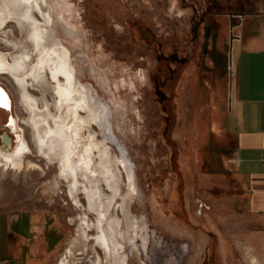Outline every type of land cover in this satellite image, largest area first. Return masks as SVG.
Returning a JSON list of instances; mask_svg holds the SVG:
<instances>
[{"label": "rangeland", "instance_id": "1", "mask_svg": "<svg viewBox=\"0 0 264 264\" xmlns=\"http://www.w3.org/2000/svg\"><path fill=\"white\" fill-rule=\"evenodd\" d=\"M263 4L47 0L41 6L49 23L35 9L49 37L69 49L75 83L86 88L98 114L83 130L84 142L93 134L99 146L97 172L88 175L77 156L75 169L64 163L61 141L54 140L51 154L35 143L33 124L41 116L31 102L50 110L52 127L64 108H58L51 71L30 74L41 55L32 22L0 26V55L12 62L26 50L29 55L26 75L0 72L12 102L0 110V222L29 211L60 230L59 248L42 264H246L234 244L253 220L233 160L228 93L238 42L231 33L255 23L242 13ZM17 131L28 145L21 168L2 161V135L10 134L14 149ZM105 150L110 187L100 162ZM98 218L109 238V261L98 243Z\"/></svg>", "mask_w": 264, "mask_h": 264}, {"label": "crops", "instance_id": "2", "mask_svg": "<svg viewBox=\"0 0 264 264\" xmlns=\"http://www.w3.org/2000/svg\"><path fill=\"white\" fill-rule=\"evenodd\" d=\"M242 14L257 21L233 39L238 46L235 63L230 61L234 86L228 93V116L235 144L233 160L253 222L234 244L242 262L264 264V4L258 11L252 5ZM61 239L60 230L29 211L11 216L0 222V264H42L59 248Z\"/></svg>", "mask_w": 264, "mask_h": 264}, {"label": "bare ground", "instance_id": "3", "mask_svg": "<svg viewBox=\"0 0 264 264\" xmlns=\"http://www.w3.org/2000/svg\"><path fill=\"white\" fill-rule=\"evenodd\" d=\"M2 1L3 3L0 5V26L5 25L12 19L17 20L19 23L32 22L34 26V32L32 35L36 40V48H39L41 50V55L37 63L33 66L34 72L30 73L32 74V78L33 76L37 77L44 75L45 71L48 68L51 71L52 78H54L58 82V108L60 110L61 108L64 109L63 112H61V114L55 119L54 127H52L47 121L48 115H51L50 110L48 108H46L45 110H41L36 107V105H34V102H31V106L38 111V116H41L37 120L34 119L36 120L33 124L36 128V132L34 135L35 143L45 152L50 151L51 154L53 150H51L50 147L52 146L51 144L54 143V140L61 141L65 152V155H63L64 163H69L70 166L75 169L73 160L77 156L78 160L75 162H79V167L84 169L85 174H95L97 172L98 166L95 165L93 153L94 149L98 148L99 146L95 142L93 134H90V138L88 139V141L84 142L83 130L92 126L93 121H96L98 119V114L95 113V110L88 103L86 88L82 86L83 89H79L75 83V71L70 60L69 49L63 44L60 39H55L51 36L49 37L44 24H42L36 17L35 9L39 10L42 13L43 17L45 18V23H49V16L42 10L41 6L42 3H47V0ZM48 43L49 45H46ZM26 52L27 50L23 52V54L18 55L16 58H14L13 62L11 60H7L3 55H0V72L11 73L19 78L26 75L27 72L24 71L25 68L23 66L26 61L25 59L29 57ZM53 53L56 56V60L53 58ZM76 93H79V95H75ZM11 106L12 102L8 91H6L5 88L0 85V109H4L5 111H7L11 109ZM81 110L87 111V115H83ZM9 125L13 128L14 117H11L9 119ZM17 141V146L12 149L13 140L10 134L8 132H5L2 135V142L4 143V147H6L3 151L4 153L2 155V161L6 166L11 165L13 167L21 168V166L23 165L21 153L23 151V147H28V145L25 138H22L21 134H19L18 131ZM103 155L105 156V158H103L102 156V160L100 161L105 165L103 179L107 183L108 187H110L111 170L109 167L110 165H107V158L109 156L108 150H105L103 152ZM122 162H124L123 159ZM97 221L98 222L95 223V226L100 230L101 234V238H98V243L102 248H104L105 255L107 257V260L109 261V256L111 257V246L109 245V238L106 231L100 224L101 220L98 218ZM82 233L85 237L86 234L83 228ZM80 248L81 247H78V249ZM71 251H73V248Z\"/></svg>", "mask_w": 264, "mask_h": 264}, {"label": "water", "instance_id": "4", "mask_svg": "<svg viewBox=\"0 0 264 264\" xmlns=\"http://www.w3.org/2000/svg\"><path fill=\"white\" fill-rule=\"evenodd\" d=\"M233 28H234V25H231L232 31H233ZM233 39H234V35H233V33H231V42L233 41Z\"/></svg>", "mask_w": 264, "mask_h": 264}, {"label": "flooded vegetation", "instance_id": "5", "mask_svg": "<svg viewBox=\"0 0 264 264\" xmlns=\"http://www.w3.org/2000/svg\"><path fill=\"white\" fill-rule=\"evenodd\" d=\"M0 110H4V109H0ZM8 122H9V120H8ZM8 127H9V125H7Z\"/></svg>", "mask_w": 264, "mask_h": 264}]
</instances>
